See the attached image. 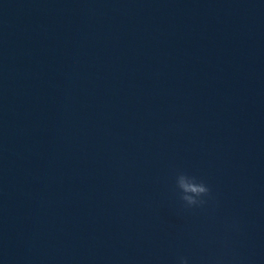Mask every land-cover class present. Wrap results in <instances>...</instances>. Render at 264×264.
<instances>
[{
    "label": "water",
    "instance_id": "95a60500",
    "mask_svg": "<svg viewBox=\"0 0 264 264\" xmlns=\"http://www.w3.org/2000/svg\"><path fill=\"white\" fill-rule=\"evenodd\" d=\"M180 256L264 264V2L0 0V262Z\"/></svg>",
    "mask_w": 264,
    "mask_h": 264
},
{
    "label": "clouds",
    "instance_id": "9594fccd",
    "mask_svg": "<svg viewBox=\"0 0 264 264\" xmlns=\"http://www.w3.org/2000/svg\"><path fill=\"white\" fill-rule=\"evenodd\" d=\"M189 173L191 172L180 168L172 170L170 177L171 195L182 209L201 208L212 199V190L206 180L202 176H198V187L195 189V196L188 195V185L185 184L183 177ZM177 178H179V184L176 183ZM178 264H190V260L185 256H180Z\"/></svg>",
    "mask_w": 264,
    "mask_h": 264
}]
</instances>
